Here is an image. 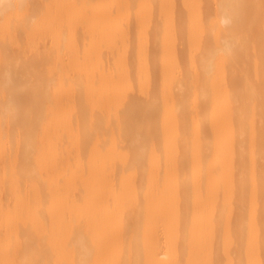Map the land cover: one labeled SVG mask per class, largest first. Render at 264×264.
Returning <instances> with one entry per match:
<instances>
[{"label": "bare ground", "instance_id": "obj_1", "mask_svg": "<svg viewBox=\"0 0 264 264\" xmlns=\"http://www.w3.org/2000/svg\"><path fill=\"white\" fill-rule=\"evenodd\" d=\"M0 264H264V0H4Z\"/></svg>", "mask_w": 264, "mask_h": 264}, {"label": "clouds", "instance_id": "obj_2", "mask_svg": "<svg viewBox=\"0 0 264 264\" xmlns=\"http://www.w3.org/2000/svg\"><path fill=\"white\" fill-rule=\"evenodd\" d=\"M3 3H4V0H0V4H3ZM230 51H231L230 47H227L225 49V52L228 53V54H230Z\"/></svg>", "mask_w": 264, "mask_h": 264}]
</instances>
